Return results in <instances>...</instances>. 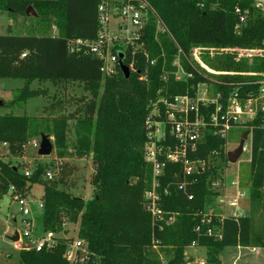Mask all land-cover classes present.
Here are the masks:
<instances>
[{"label": "trees", "instance_id": "obj_1", "mask_svg": "<svg viewBox=\"0 0 264 264\" xmlns=\"http://www.w3.org/2000/svg\"><path fill=\"white\" fill-rule=\"evenodd\" d=\"M113 1L134 5L143 2L147 20L130 42L110 50L116 55L114 72L102 76L101 61L86 47L72 52L70 47L76 40H97V8L109 0H0V13L12 19H26L27 8L31 7L36 18H30L46 26L39 33L30 30L27 34H14L11 25H7L5 33L0 34V79L23 81L8 106L22 107L36 97L48 99L37 118L0 115V144L6 143L8 154L18 158L29 139L52 136L58 158L71 155L81 159L91 154L95 166L91 180L94 193L83 202L55 185L42 184L44 166L37 165L26 178L17 166L0 160V199L9 185L23 198L29 197L34 185H42V211L35 218L40 231L55 235L53 249L20 251L18 263L68 264L63 256L72 239L57 237L63 233L65 223H78L76 238L88 251L83 264H186L184 248L192 242L204 249L203 264H221L220 257L227 248H264V126L259 110L247 122L248 213L238 219L224 218L220 239L206 236L205 227L199 234L194 231L204 212L215 204L217 193L211 183L228 164L225 139L210 125V116L219 106V119L230 98L235 97L241 104L256 98L264 78V62L249 69L226 56L220 69L232 74L213 76L193 64L190 57L195 47L264 48V15L253 7L252 0ZM243 14L244 25L237 27ZM51 26L55 34L47 35L45 30ZM119 53L129 70L127 79L118 66ZM176 58L185 74L183 80L173 76L172 63ZM248 69L254 75L242 74ZM143 74L146 81L139 80ZM34 81L77 83L87 95L71 100L75 106L71 113L51 117L61 111L64 102L49 99L47 88L30 89ZM199 84L211 87L216 98V103H198V115L206 125L196 151L187 154L190 160L204 162L203 171L188 178L182 193L177 189L181 167L165 166L156 178L157 204L163 217L173 216L174 221L171 225L163 221L152 224L144 208V194L152 185L151 168L143 157L144 120L154 104L160 120H164L165 107L159 101L171 102L184 95L194 99ZM189 115L193 117L192 113ZM168 142L173 145V140ZM70 147L72 151L68 152ZM73 171V167L61 164L59 183L65 185ZM131 180L135 183L131 184ZM257 215L263 221L258 227ZM167 245L168 258L162 263L154 248Z\"/></svg>", "mask_w": 264, "mask_h": 264}, {"label": "built area", "instance_id": "obj_2", "mask_svg": "<svg viewBox=\"0 0 264 264\" xmlns=\"http://www.w3.org/2000/svg\"><path fill=\"white\" fill-rule=\"evenodd\" d=\"M109 5L110 2H104L97 8L99 23L97 40L92 42L76 40L70 47L71 52L78 51L80 47H86L87 52L101 61L102 65L100 71L105 74V76L111 75L114 72L113 68L116 62V55L111 54L106 47V44L110 39L103 34L107 31L106 25L109 18L113 17V14L110 13ZM252 5L257 11L264 15V0H252ZM145 7V4L141 1H138L137 5L131 3L122 4L116 13L120 20L118 22H125L136 31L141 30L144 25L142 23V14H145L146 16V11L144 10ZM236 12H238V10H236ZM245 19L246 17L244 14L240 16V24L237 27L244 25ZM136 35L134 37H136ZM241 51H250L252 53L254 50ZM23 56L24 54L21 55V58ZM261 76L264 77V74ZM260 85L261 87L257 97L248 100L243 104H241L235 97L230 98L225 112L219 119L217 114L220 108L219 106H216L214 113L210 116V125L217 128V134L220 137L225 139V136L230 129L236 126L237 118L242 113V106L245 104L249 105L251 102L256 103L259 101L257 111L259 110L261 112L264 126V78L260 82ZM199 86L207 87L205 84H199L196 88L194 99L184 95L174 97L171 102L160 100L159 102L165 107L166 113L164 120H160L159 109L155 104L144 120L145 141L143 144V157L144 161L150 166L152 175L151 189L144 194V208L145 211L149 213L152 224L155 221H163L165 225H171L174 221L173 216L164 218L163 213L160 211L157 204L159 197L156 191V188L158 187L156 178L163 173L165 166L167 164H177L181 167L179 174L181 180L178 183L177 189L182 193H185L188 178L195 173L203 171L204 162L190 160L188 159L187 154L196 151L203 128L206 125L198 115V103H201L203 106L216 103V98L208 100L205 97H197L199 94H205L204 91L198 90ZM256 112L251 114V119ZM190 113L193 114L192 118L189 117ZM230 123H232V125ZM247 137H249V145H245L244 142L243 152L250 151L249 131ZM168 140H173V145H171ZM31 144L37 148L39 146L35 141ZM0 145L7 148L6 143ZM33 170L34 169H28L25 167L19 168L20 173L26 178L31 176ZM44 179L46 181L53 180V173L49 170H45ZM222 179L223 172H220L219 178L211 183L212 190L217 193L214 204L216 212L211 213L209 210L204 212L194 228V231L197 234L200 233L201 227H205L204 234L206 236L220 239L221 222L224 218L238 219L246 215L247 199L244 189L240 187L239 179L235 178L232 180H226L223 183ZM3 197H7L12 204L17 206L19 214V219H12V225L15 229L9 237H13L14 233L17 234V241L13 242L10 240L12 249L18 252L31 249L36 252L42 249H53L55 246L54 234L49 232L44 233L42 231L37 235L35 234V216H33L32 206L30 207L32 202L28 197H21L13 185L8 186L7 192ZM187 198L191 199V195H187ZM37 209L42 211L40 200L37 202ZM189 246L195 248L197 244L196 242H192ZM63 257L68 264H83L88 258V251L85 244L76 238L66 244ZM186 261V264H191L187 259ZM203 262L204 261H200L196 264H203Z\"/></svg>", "mask_w": 264, "mask_h": 264}, {"label": "rangeland", "instance_id": "obj_3", "mask_svg": "<svg viewBox=\"0 0 264 264\" xmlns=\"http://www.w3.org/2000/svg\"><path fill=\"white\" fill-rule=\"evenodd\" d=\"M109 10L113 14L110 17L106 25L107 31L103 34L106 35L110 41L107 42L106 47L111 53L113 47H122L126 43L130 42L131 39L138 33L134 28L125 22H118L119 17L116 14L122 5L120 2L116 3L113 0H109ZM28 15L26 19L17 17L10 18L6 13H0V34L5 33V28L7 25H11L14 34H27L30 30L41 32V27H46L45 25H39V22L34 21ZM36 18V17H35ZM147 16L142 14V23L145 24ZM47 35H54L55 28L53 26L47 27L45 30ZM241 50H254L252 53L250 51L243 52ZM226 56H232L233 61L239 64H245L248 68L253 64H259L264 62V48L255 47L251 49L246 48H210V47H195L190 51V57L193 64H196L200 69L209 75L220 76L224 74H232L231 72L222 71L221 62ZM152 63V62H151ZM174 68L173 76L175 79L183 80L185 74L179 64L178 58L172 63ZM131 70V65L129 66ZM250 69V68H249ZM247 70L245 75H254L252 71ZM133 71V70H131ZM102 76L105 74L102 73ZM140 81H146L145 74L139 77ZM23 81L19 79H0V115L13 114L15 116H27V117H39L41 116V111L43 106L48 103L43 97H36L28 100L22 107H9L8 104L13 99L15 92L18 88H21ZM47 88L49 99L63 101L61 111L54 112L51 117H56L60 113L68 114L71 113L75 106L72 103L73 98H79L85 96L81 85L77 83L67 84V85H57L52 84L49 81L37 82L34 81L30 85V89L37 88ZM198 90L204 91L205 94L198 95L197 97H205L208 100L214 99L215 96L211 91V87L199 86ZM198 94V92H197ZM261 101V100H260ZM259 107V101L256 103H250L249 105H243L241 108V115L237 118L236 126L226 134L225 136V146L224 153L233 151L237 148L242 135L248 133L247 122L251 120V114H254ZM46 116V115H45ZM52 145L51 153L48 157H39L37 155V147L32 146V142L35 141L39 144L40 137H34L27 141L24 152L21 157H11L8 154L7 148L0 145V160L5 163H10L12 166H17L18 168L25 167L28 169H34L37 165L44 166L46 170L53 173V180L46 181L44 175L41 176V182L55 185L58 189L67 191L72 197L79 198L86 202L90 200L93 196L94 189L91 185L92 177L95 173V166L91 161V154L85 158H75L73 156H67L64 159L58 158L54 146V141L52 136H47ZM245 145H249V137H246ZM72 151V148H68V152ZM249 152H243L236 164L223 167V179L222 183L226 180H232L235 178L239 179V184L248 199V186H249ZM67 164L69 167H73V173L67 178L65 185L59 183V168L61 164ZM131 184L135 183V180L130 181ZM264 193V184H263ZM28 199L32 202L30 207L33 210V216L37 218L40 217L41 211L37 209V202L41 199L43 195L42 185H34L29 191ZM248 213V200H246ZM207 210L216 212L215 207H209ZM19 219L17 206L12 204L7 197L0 199V264H19V252L13 250L11 247V242L9 236L13 233L15 227L12 225V219ZM262 217L256 216V227L262 223ZM34 225L36 226L37 235L40 232L38 220L34 219ZM78 230L77 224L65 223L63 225V233L58 234L57 237H62L66 239H76ZM169 245L167 246H155V254L159 257L162 263H165L168 258L167 251L169 250ZM185 258L191 262V264H196L200 261H204V249L202 247L196 246L191 248L187 246L184 248ZM221 264H264V248H254V249H242V247L227 248L223 251L220 257Z\"/></svg>", "mask_w": 264, "mask_h": 264}, {"label": "water", "instance_id": "obj_4", "mask_svg": "<svg viewBox=\"0 0 264 264\" xmlns=\"http://www.w3.org/2000/svg\"><path fill=\"white\" fill-rule=\"evenodd\" d=\"M26 15H31L32 17H35V13L33 12V10L31 9V7H28L27 8V11H26ZM118 57V66H119V69L124 77V79H127L129 77V70L127 67H125L123 64H122V54L119 53L117 55ZM2 105V103L0 102V106ZM248 136V133H244L242 135V138L237 146V148L233 151H230V152H227L226 153V159H227V162L228 164L230 165H233V164H236L238 159L240 158V156L242 155V152H243V145H244V142L246 141V137ZM51 150H52V145L50 143V140L48 139V137L46 135H41L40 136V142H39V146H38V149H37V155L39 157H48L51 153ZM9 240L15 242L17 241V234L14 233L13 237H10Z\"/></svg>", "mask_w": 264, "mask_h": 264}, {"label": "crops", "instance_id": "obj_5", "mask_svg": "<svg viewBox=\"0 0 264 264\" xmlns=\"http://www.w3.org/2000/svg\"><path fill=\"white\" fill-rule=\"evenodd\" d=\"M248 162H249V160H248ZM247 200H248V199H247ZM246 214H247V213H246ZM238 248H239V247H238ZM242 249H247V250H248V249H250V248H242ZM251 249H254V248H251Z\"/></svg>", "mask_w": 264, "mask_h": 264}]
</instances>
